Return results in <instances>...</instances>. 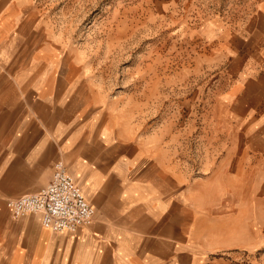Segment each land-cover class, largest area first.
Listing matches in <instances>:
<instances>
[{"label": "crops", "instance_id": "crops-1", "mask_svg": "<svg viewBox=\"0 0 264 264\" xmlns=\"http://www.w3.org/2000/svg\"><path fill=\"white\" fill-rule=\"evenodd\" d=\"M260 43L220 93L236 137H216L210 164L180 175L122 133L20 0H0V264H264ZM57 161L95 210L74 232L6 205L44 187Z\"/></svg>", "mask_w": 264, "mask_h": 264}, {"label": "rangeland", "instance_id": "rangeland-1", "mask_svg": "<svg viewBox=\"0 0 264 264\" xmlns=\"http://www.w3.org/2000/svg\"><path fill=\"white\" fill-rule=\"evenodd\" d=\"M20 4L146 157L192 175L210 164L202 157L214 153L216 137H236L220 93L237 73L239 52L264 39V0Z\"/></svg>", "mask_w": 264, "mask_h": 264}, {"label": "built area", "instance_id": "built-area-1", "mask_svg": "<svg viewBox=\"0 0 264 264\" xmlns=\"http://www.w3.org/2000/svg\"><path fill=\"white\" fill-rule=\"evenodd\" d=\"M6 205L13 217L39 213L42 226L54 232L88 226L95 214L62 161L54 163L50 181L38 192L8 199Z\"/></svg>", "mask_w": 264, "mask_h": 264}]
</instances>
